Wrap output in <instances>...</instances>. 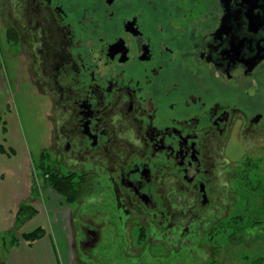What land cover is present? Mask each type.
Masks as SVG:
<instances>
[{
    "label": "flooded vegetation",
    "instance_id": "obj_1",
    "mask_svg": "<svg viewBox=\"0 0 264 264\" xmlns=\"http://www.w3.org/2000/svg\"><path fill=\"white\" fill-rule=\"evenodd\" d=\"M0 8L50 106L47 176L79 200L73 209L61 193L56 207L68 216L71 259L210 260L207 240L229 237L238 216L231 201L264 190V0ZM230 149L245 156L232 161Z\"/></svg>",
    "mask_w": 264,
    "mask_h": 264
},
{
    "label": "rangeland",
    "instance_id": "obj_2",
    "mask_svg": "<svg viewBox=\"0 0 264 264\" xmlns=\"http://www.w3.org/2000/svg\"><path fill=\"white\" fill-rule=\"evenodd\" d=\"M12 35L0 8V145L7 151L0 153V164H8L5 165L6 177L2 178L1 183L10 187V184L16 182L17 188L21 186V196L17 199L8 201L4 206L0 200V264H85L80 259H71L75 252L70 247V238L66 236L68 216L64 209L56 208L60 201V207L64 208L67 200L62 199L63 195H67L73 209L78 206L79 200L74 199L65 185L58 182L59 185L55 184L56 181L46 175L49 172L46 152L50 150V106L43 92L31 85L33 74L24 61L26 56L23 58V53L17 52L16 40ZM231 150L228 152L232 161L245 156L242 150ZM258 154L260 157L256 172L264 177V152ZM258 154L250 152L248 156L253 158ZM17 165L28 168L30 177H25V172L21 177L18 170L13 169L14 176L18 178L17 181L11 180L12 168ZM248 204L264 210V190H260L252 200L237 201L235 204L231 201L230 213H238L236 217L240 218H232L229 237L235 231L234 228L240 226L244 228L240 232L242 241H232L227 233H220L207 240L212 258L206 261L200 259L196 264H250L264 256V214L251 215L247 210ZM23 205H29V208L22 209ZM50 207H55L52 208L54 213ZM254 220L260 223L251 226ZM232 222L240 225L233 226ZM36 228L44 231L41 237L34 241L21 239L24 232ZM101 249H95L96 258ZM66 255L70 261H66ZM119 264L127 263L121 261Z\"/></svg>",
    "mask_w": 264,
    "mask_h": 264
},
{
    "label": "trees",
    "instance_id": "obj_3",
    "mask_svg": "<svg viewBox=\"0 0 264 264\" xmlns=\"http://www.w3.org/2000/svg\"><path fill=\"white\" fill-rule=\"evenodd\" d=\"M11 151H13V150H11ZM7 151H6V149L4 148V147H2V145H0V153H6ZM14 152V151H13ZM48 173L49 172H47L46 173V175H48ZM48 178H49V176H47ZM50 184V183H49ZM57 188V187H56ZM58 189V188H57ZM59 190V189H58ZM29 205H23L22 206V209H27V208H29L28 207ZM250 208V209H249ZM259 207H257L256 205H254L253 207H252V205L251 206H249V204H248V207H247V210H248V212L251 214V215H258V214H264V210H261V209H258ZM21 211V210H20ZM234 218V217H233ZM236 218H240V217H235L234 219H236ZM233 219V220H234ZM256 219V218H255ZM257 220V219H256ZM256 220H254V221H252L251 222V226H255V225H257L258 223H260V221H256ZM232 224H233V226L235 225V226H239L240 225V223H237V222H232ZM231 228H232V226H231ZM235 229V231H233L232 232V236H231V240L232 241H235V240H238V241H242V238L241 237H243L241 234H240V232H242V229H244L243 227L242 228H240V226L239 227H236V228H234ZM239 229V230H238ZM43 230L41 229V228H36V229H33V230H31V231H28V232H24L23 234H22V236H21V239L23 240V241H34L35 239H37V238H39V237H41L42 235H43ZM16 242V241H15ZM250 264H264V256H260V257H258L257 259H255V260H253Z\"/></svg>",
    "mask_w": 264,
    "mask_h": 264
},
{
    "label": "crops",
    "instance_id": "obj_4",
    "mask_svg": "<svg viewBox=\"0 0 264 264\" xmlns=\"http://www.w3.org/2000/svg\"><path fill=\"white\" fill-rule=\"evenodd\" d=\"M5 165H8V164H5ZM5 165L3 166V164H0V200L3 202L2 206H4V204H6L8 201H13V199H17L18 196H21V186H20V188H17L18 184L16 182L14 183V185L10 184V187L6 186V184H3L4 182L1 183L2 178L6 177L5 169H7V167ZM13 169H17L18 172H19V175L21 177L24 176V172H25V177H27V178L30 177V173H29V169L28 168H26V167L23 168L22 166L17 165V166H13V168H12V171H11V175H12L11 178L12 179L11 180H16L17 181L16 178H18V177L14 176V174H13L14 170ZM22 185H23V183H22Z\"/></svg>",
    "mask_w": 264,
    "mask_h": 264
}]
</instances>
